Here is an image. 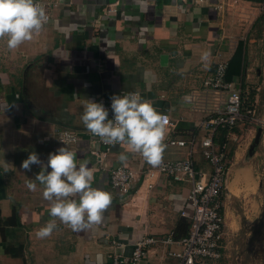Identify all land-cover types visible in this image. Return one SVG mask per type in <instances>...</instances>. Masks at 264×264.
I'll return each instance as SVG.
<instances>
[{
  "label": "crops",
  "instance_id": "crops-1",
  "mask_svg": "<svg viewBox=\"0 0 264 264\" xmlns=\"http://www.w3.org/2000/svg\"><path fill=\"white\" fill-rule=\"evenodd\" d=\"M46 1L52 3L51 20L32 41L9 51L0 40V264H109L115 252L112 241L123 245L128 256L144 235H174L181 220L189 224L193 207L188 184L160 176L137 182L127 195L111 188L108 169L121 166L143 173L154 166L117 144L105 161L107 170L100 169L89 153V131L81 116L87 100L135 91L169 114L174 125L169 136L198 142L205 135L199 127L205 116L183 98L201 89L218 63L226 64V79L244 96L242 120L229 135L219 132L214 140L227 145L224 200H245L252 211L260 209L264 105L257 92L264 90V78L259 70L256 78L251 76L240 22L235 24L240 19L231 14L246 1L225 0L221 8L214 0L186 7L172 0ZM113 2L117 9L108 15ZM205 51L210 52L207 62L201 60ZM249 88L254 92L246 102ZM63 131L79 135L68 147L77 153V162L89 161L92 186L111 193L113 203L99 225L76 232L57 220L52 235L38 239L35 231L52 219L50 202L35 181L40 166L26 171L21 164L33 151L47 164L48 154L63 147L58 140ZM189 150L166 145L161 160L190 157L196 170L211 174L200 150L191 155ZM122 152L128 156L124 163ZM29 180L37 184L36 191L27 188ZM9 246L18 257L10 255ZM180 251L177 244L151 248L142 264H178L173 254Z\"/></svg>",
  "mask_w": 264,
  "mask_h": 264
},
{
  "label": "built area",
  "instance_id": "built-area-1",
  "mask_svg": "<svg viewBox=\"0 0 264 264\" xmlns=\"http://www.w3.org/2000/svg\"><path fill=\"white\" fill-rule=\"evenodd\" d=\"M172 1L184 7L207 2V0ZM214 1L219 8L225 2V0ZM237 1L239 0H232V4ZM41 3L46 6L50 22L52 3L46 0H41ZM117 6V2L110 4L106 10L107 14H113ZM226 68L225 63L216 64L213 71L203 80L201 89L191 90L185 95L191 97L190 102L185 103L205 116L199 124V127L205 131V135L198 142L193 138L187 143L169 136L174 125L169 114L162 113L168 117L165 144L176 148L187 147L190 149V155L199 149L202 158L211 167V174L196 170L190 157L180 160H161L158 166L147 169L143 173L121 166L107 170L104 164L113 145L104 144L99 137L88 132L91 144L89 153L94 159V164L108 171L111 188L120 194H130L137 182H145L160 176L175 183L190 186L187 199L193 207V214L190 217L186 236L175 239L172 233L166 236L144 235L133 244L128 256L122 253L123 245L112 241L115 252L109 256V264H142L149 249L173 244L181 248L178 254H173L179 260L178 264H214L222 259L225 228L224 195L229 162L226 143L217 145L214 140L219 132L229 135L242 120L244 104L239 88L226 80ZM123 94L125 93L99 95L95 102L103 103L109 110V119H112L111 97ZM58 134L59 143L63 146L66 145L62 141H68L67 146H70L79 138L78 134L68 131ZM104 237L109 239L108 234Z\"/></svg>",
  "mask_w": 264,
  "mask_h": 264
},
{
  "label": "clouds",
  "instance_id": "clouds-1",
  "mask_svg": "<svg viewBox=\"0 0 264 264\" xmlns=\"http://www.w3.org/2000/svg\"><path fill=\"white\" fill-rule=\"evenodd\" d=\"M49 16L41 0H0V40L6 48L18 49L30 42L48 24ZM210 52L205 51L201 60L207 62ZM185 102L191 97L185 96ZM113 118L103 103L87 100L81 120L87 130L106 145L125 144L131 152L138 153L146 163L158 166L166 149L165 137L168 117L143 98L138 92H128L111 97ZM66 146L48 154L47 164L33 151L21 168L31 171L32 165L40 166L35 181L43 186V197L50 202V219L35 231L38 239L52 235L58 227L57 220L73 231H86L99 225L104 213L113 203L112 194L93 187L94 171L89 161L77 162V153ZM127 154L121 153L119 160L124 163ZM51 169L49 171L48 169ZM30 191L37 190V184L27 181Z\"/></svg>",
  "mask_w": 264,
  "mask_h": 264
},
{
  "label": "rangeland",
  "instance_id": "rangeland-1",
  "mask_svg": "<svg viewBox=\"0 0 264 264\" xmlns=\"http://www.w3.org/2000/svg\"><path fill=\"white\" fill-rule=\"evenodd\" d=\"M231 14L232 18L240 19L235 24L240 22L242 30L240 34L248 51V67L251 65L252 68L251 76L256 78L259 70L264 78V3L239 2L232 8ZM250 87L255 88L256 85L253 84ZM248 91L250 95L245 93V97L248 98L246 102L249 101V96L253 95L254 89L249 88ZM257 93L262 99L261 104L264 105V90ZM263 109L262 113H264ZM256 115L255 112L252 115L253 118H256ZM262 162L264 167V159ZM259 178L263 189L258 198L260 203L258 211H252L250 203L245 200L235 199L228 203L224 200V249L222 260L214 264L219 262L220 264H264V170Z\"/></svg>",
  "mask_w": 264,
  "mask_h": 264
},
{
  "label": "trees",
  "instance_id": "trees-1",
  "mask_svg": "<svg viewBox=\"0 0 264 264\" xmlns=\"http://www.w3.org/2000/svg\"><path fill=\"white\" fill-rule=\"evenodd\" d=\"M246 2H250L253 4H262L264 3V0H243ZM237 49L236 53H235V57L238 56V54L240 53V50ZM227 80V79H226ZM229 81V80H227ZM2 223V221H0V224ZM189 229V224L186 222V220H181L176 228L175 234H174V238L180 239L184 236H186L187 232ZM9 253L12 257H18V254L14 251V249L12 247L9 246Z\"/></svg>",
  "mask_w": 264,
  "mask_h": 264
},
{
  "label": "water",
  "instance_id": "water-1",
  "mask_svg": "<svg viewBox=\"0 0 264 264\" xmlns=\"http://www.w3.org/2000/svg\"><path fill=\"white\" fill-rule=\"evenodd\" d=\"M260 132H261V129L258 130V135H259Z\"/></svg>",
  "mask_w": 264,
  "mask_h": 264
}]
</instances>
